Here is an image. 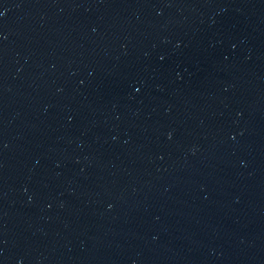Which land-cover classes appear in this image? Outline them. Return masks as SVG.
I'll list each match as a JSON object with an SVG mask.
<instances>
[{"label":"water","instance_id":"95a60500","mask_svg":"<svg viewBox=\"0 0 264 264\" xmlns=\"http://www.w3.org/2000/svg\"><path fill=\"white\" fill-rule=\"evenodd\" d=\"M0 264H264V0H0Z\"/></svg>","mask_w":264,"mask_h":264}]
</instances>
